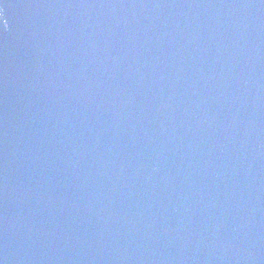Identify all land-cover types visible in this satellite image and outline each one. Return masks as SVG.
<instances>
[{"label": "water", "instance_id": "obj_1", "mask_svg": "<svg viewBox=\"0 0 264 264\" xmlns=\"http://www.w3.org/2000/svg\"><path fill=\"white\" fill-rule=\"evenodd\" d=\"M0 264H264V0H0Z\"/></svg>", "mask_w": 264, "mask_h": 264}]
</instances>
